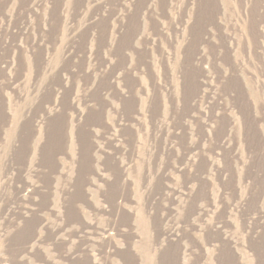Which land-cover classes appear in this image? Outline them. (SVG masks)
<instances>
[{
    "label": "rangeland",
    "instance_id": "374dc122",
    "mask_svg": "<svg viewBox=\"0 0 264 264\" xmlns=\"http://www.w3.org/2000/svg\"><path fill=\"white\" fill-rule=\"evenodd\" d=\"M0 264H264V0H0Z\"/></svg>",
    "mask_w": 264,
    "mask_h": 264
}]
</instances>
